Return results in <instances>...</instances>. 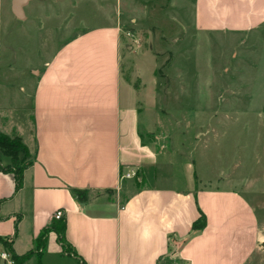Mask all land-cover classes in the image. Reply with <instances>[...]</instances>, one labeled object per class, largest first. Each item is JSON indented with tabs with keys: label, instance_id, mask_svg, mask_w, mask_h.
<instances>
[{
	"label": "crops",
	"instance_id": "0c3cea01",
	"mask_svg": "<svg viewBox=\"0 0 264 264\" xmlns=\"http://www.w3.org/2000/svg\"><path fill=\"white\" fill-rule=\"evenodd\" d=\"M34 1L18 20L12 0L6 18L0 0V77L5 66L17 73L4 57L5 19L27 21ZM194 17L207 33L252 32L264 25V0H194ZM101 21L73 30L31 65L23 86L12 84L20 96L0 83V133L20 137L31 162L17 192L13 174L0 170V239L22 256L46 232L32 256L38 264L52 256L65 264H264V190L201 189L189 172L176 188L169 172L157 175L136 89L121 76V28L109 16ZM8 162L1 157V165ZM133 173L145 187L123 177ZM75 191H85L86 201ZM58 211L69 254L52 230ZM200 214L206 225L193 232Z\"/></svg>",
	"mask_w": 264,
	"mask_h": 264
},
{
	"label": "rangeland",
	"instance_id": "374dc122",
	"mask_svg": "<svg viewBox=\"0 0 264 264\" xmlns=\"http://www.w3.org/2000/svg\"><path fill=\"white\" fill-rule=\"evenodd\" d=\"M37 1L25 8L27 21L8 25L5 19L4 57L17 73L4 65L3 92L20 96L12 84L23 86L31 65L73 30L109 16L121 28V76L136 89L144 139L158 155L157 175L169 172L176 188L189 172L201 189L264 190V25L239 34L198 30L194 0ZM4 3L6 18L9 0ZM132 180L134 189L146 186L136 173ZM3 242L9 241L0 239V264L2 254L10 257ZM44 264L65 263L52 256Z\"/></svg>",
	"mask_w": 264,
	"mask_h": 264
},
{
	"label": "trees",
	"instance_id": "16d2710c",
	"mask_svg": "<svg viewBox=\"0 0 264 264\" xmlns=\"http://www.w3.org/2000/svg\"><path fill=\"white\" fill-rule=\"evenodd\" d=\"M21 156V157H20ZM1 157L8 159L6 166L1 165ZM28 150L22 142V139L18 136H7L0 133V170L4 173H11L15 180V191H19L23 182V172L30 165ZM75 197L80 201H86L87 193L85 191H75ZM206 225L205 217L200 214V217L192 224V231H200ZM52 230L56 233L58 241L61 246L65 248L63 243V235L65 233V223L62 220L56 222L52 227ZM46 232L36 241L35 249L38 251L44 243ZM5 249L9 252L10 259L13 264H25L33 255L32 251L22 256H17L12 250L10 242H3ZM174 254L171 252V255Z\"/></svg>",
	"mask_w": 264,
	"mask_h": 264
},
{
	"label": "water",
	"instance_id": "95a60500",
	"mask_svg": "<svg viewBox=\"0 0 264 264\" xmlns=\"http://www.w3.org/2000/svg\"><path fill=\"white\" fill-rule=\"evenodd\" d=\"M28 2L29 0H12V13L18 20L23 19V8L27 5Z\"/></svg>",
	"mask_w": 264,
	"mask_h": 264
},
{
	"label": "built area",
	"instance_id": "2783aa9c",
	"mask_svg": "<svg viewBox=\"0 0 264 264\" xmlns=\"http://www.w3.org/2000/svg\"><path fill=\"white\" fill-rule=\"evenodd\" d=\"M134 175H135L134 173L132 175L131 174H126L123 177L129 179V178L133 177ZM53 219L55 221L62 220L63 219V213L60 212V211L56 212L54 214V216H53ZM1 257H2L3 264H13L11 259H10V257L8 255L2 254Z\"/></svg>",
	"mask_w": 264,
	"mask_h": 264
}]
</instances>
